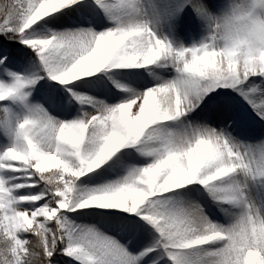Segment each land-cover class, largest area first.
I'll return each mask as SVG.
<instances>
[{"label":"snow or ice","instance_id":"snow-or-ice-1","mask_svg":"<svg viewBox=\"0 0 264 264\" xmlns=\"http://www.w3.org/2000/svg\"><path fill=\"white\" fill-rule=\"evenodd\" d=\"M94 3L113 26L48 28L66 10L92 7L84 0H0V72L12 77L0 80V103L27 105L25 89L47 78L88 106L71 120L41 104L16 120L3 109L0 134L11 142L0 149V264H141L157 249L171 264H264V203L251 195L264 185V132L253 140L240 131L231 93L218 91L232 89L264 122V0ZM194 19L206 36L175 43ZM9 40L32 50L41 74L11 71L18 53ZM106 69H144L157 82L139 92L117 83L132 95L114 104L68 87ZM204 192L227 223L209 218ZM141 222L159 235L133 254L118 237Z\"/></svg>","mask_w":264,"mask_h":264},{"label":"rangeland","instance_id":"rangeland-1","mask_svg":"<svg viewBox=\"0 0 264 264\" xmlns=\"http://www.w3.org/2000/svg\"><path fill=\"white\" fill-rule=\"evenodd\" d=\"M220 2V0H218ZM86 5H91L92 7L85 8L82 11H72L66 10L68 15L63 18V20L57 25H48V28L52 31H64L66 29H76V28H93L95 31H103L105 27L113 26V22L109 17L103 12L102 9H98L94 3V0H84ZM95 9V10H94ZM43 23V22H41ZM207 34L206 25L202 24L198 19H194L183 29H177V36L174 37V42L177 44H183L186 46H191L194 43L201 41ZM21 44V43H20ZM26 47L25 45L21 44ZM41 66V65H40ZM42 67V66H41ZM12 72H20L26 78H32L30 73H28L24 67L20 64L14 63L11 67ZM143 72L144 76L151 83H145L143 79L134 77L130 75L131 73ZM117 73H125L128 75H117ZM164 75L166 78H170L174 73H169L164 70ZM0 80L4 82L11 83L12 77L8 75L7 72H0ZM49 80V79H48ZM52 85L48 89L42 88L40 82L37 83L34 88L25 89V92H30L31 95L28 98L27 105L18 99H9L3 103H0V115H3V109H9V115L13 120L19 119L27 114L28 106L41 104L45 109L53 116H58L59 119H76L82 117L83 112L88 110L87 105H80L73 99L72 93L67 90V87L59 84L56 81L50 80ZM154 76H150L147 70L144 69H106L102 73L97 74L95 77L83 78L80 81H76L71 87L73 91L80 93L85 92L89 96H95L99 100H106L109 104H114L118 102L119 99H126L132 95L131 91H120L116 87V84H122L127 86L129 89L135 90L137 92L143 91V87H151L156 83ZM111 92H119V97L113 99L110 98ZM218 91L224 93H231L227 97V103L232 109L231 116L236 118L238 124L240 125V131L246 133H253L251 137L253 140L259 138V133L264 132V122L256 123L259 117L255 116L251 105L244 100L239 94L232 92V89H219ZM215 95V94H213ZM255 117V120L253 119ZM218 126V125H214ZM2 132V130H0ZM244 139L245 137H241ZM10 139L5 135L0 134V149L6 147L10 143ZM134 151V149H128ZM138 160H144L145 157L141 156L139 153L136 154ZM111 180H115L118 177L113 174L108 177ZM85 180L87 177L84 178ZM95 186L89 185V187ZM193 187L200 188V185H194ZM203 191V189H201ZM252 197L264 203V185L256 183L251 189ZM199 202L204 205V210L208 214L209 218L214 222L227 223L225 219V213L221 212L217 204L204 192L203 197H198ZM225 207H228L227 205ZM102 211V210H101ZM230 211H232L230 209ZM73 218L76 219L75 214H72ZM139 219V218H137ZM78 223H92V220H77ZM115 232L121 231L120 228H115ZM158 233L155 229L144 222H141L138 232L123 230V234L118 238L121 243H124L129 247V250L133 254H138L145 248L153 246L156 239L158 238ZM129 240L132 242L129 244ZM68 258V257H67ZM72 264H79L78 261L69 258ZM171 264L168 261V257L162 254V250L157 249L156 252L149 253L142 261L141 264Z\"/></svg>","mask_w":264,"mask_h":264},{"label":"trees","instance_id":"trees-1","mask_svg":"<svg viewBox=\"0 0 264 264\" xmlns=\"http://www.w3.org/2000/svg\"><path fill=\"white\" fill-rule=\"evenodd\" d=\"M0 39H3V37H0ZM8 43L11 44L18 53V60L14 63L22 65L31 76L41 74L42 67L39 64L38 58H35V54L31 49L22 46L16 40H9ZM50 85H52V83L47 78L40 81V86H42V88L48 89ZM64 259L69 260L67 257Z\"/></svg>","mask_w":264,"mask_h":264},{"label":"clouds","instance_id":"clouds-1","mask_svg":"<svg viewBox=\"0 0 264 264\" xmlns=\"http://www.w3.org/2000/svg\"><path fill=\"white\" fill-rule=\"evenodd\" d=\"M218 45L222 46L219 41H218Z\"/></svg>","mask_w":264,"mask_h":264}]
</instances>
